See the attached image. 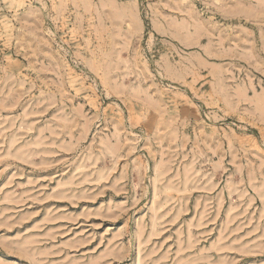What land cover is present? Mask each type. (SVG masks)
<instances>
[{
  "label": "rangeland",
  "instance_id": "374dc122",
  "mask_svg": "<svg viewBox=\"0 0 264 264\" xmlns=\"http://www.w3.org/2000/svg\"><path fill=\"white\" fill-rule=\"evenodd\" d=\"M0 264H264V0H0Z\"/></svg>",
  "mask_w": 264,
  "mask_h": 264
}]
</instances>
